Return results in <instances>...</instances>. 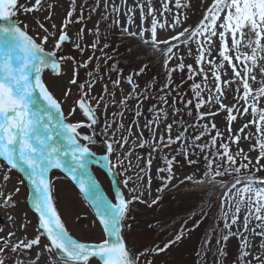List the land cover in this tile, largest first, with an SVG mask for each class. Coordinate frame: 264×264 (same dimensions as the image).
Here are the masks:
<instances>
[{
	"label": "snow or ice",
	"instance_id": "6c2138e0",
	"mask_svg": "<svg viewBox=\"0 0 264 264\" xmlns=\"http://www.w3.org/2000/svg\"><path fill=\"white\" fill-rule=\"evenodd\" d=\"M159 3L161 7L158 9L153 7L152 0H132L131 5L128 0H120L119 3L117 0H103V4L100 0H93L88 6L89 15L85 17V5L81 4L77 10L76 0H72L64 20L57 28L54 23L46 26V22L52 18L51 9L54 6L48 4V8L44 9V0H34L31 6L20 4L19 0H0V161H2L0 171L4 172L2 176L4 182L10 179L8 173L12 170H18L27 177L31 191L29 199L34 211L39 214V229L43 230L42 232L38 230L34 238L27 240L21 238L13 240L16 234L11 231L0 236V264H5L6 251L18 253L41 246L42 236L48 241L43 245L44 251L54 257L51 264H89L91 258L98 259L100 264H139L137 254L131 251V247L125 241L124 229L131 226H126L124 222L132 203H148L142 199L143 191L138 193L134 187L131 189L133 193L131 199L118 192L115 202H112L105 198L89 171L93 165L103 164L117 179V183L120 182L118 177L122 173L125 176L123 180L125 186L133 180L132 176L127 175L132 168L130 157L133 149L129 146V150L124 151L125 146L129 144L128 138L133 135L131 125L124 129L123 123L115 119L117 116L122 117L123 112L112 114V123L116 124L113 131L124 129L127 135L108 143L100 160H97L88 146L93 142V137L80 131L82 128L92 129L98 123L97 110L102 103L106 113L109 103L105 96H108L113 104L116 103L115 92L109 93L107 84L102 86L99 97L91 96L95 84L102 79L99 75V66L88 72L90 79L86 86L78 83L80 69H88L93 63L94 54L97 51L103 52L104 48L108 47L107 44L100 45L99 23L95 25L94 30L88 29V34L94 37L91 44L84 43L86 28L84 21L86 18L90 20L91 13L94 12H100L102 20L110 18L112 26L120 28L122 36L139 40L163 57L161 67L164 69L165 80L158 88L163 93L159 101L167 105L168 94L176 91L181 97L179 102L189 109L187 113L189 116L192 115V108L197 110L195 117L197 123L194 126L203 129L190 144L179 133L173 138V123L179 124L174 116L173 123H166L164 134L157 137L156 128L162 121L168 119V112L153 105L150 108L153 118L147 120L143 128H140L138 118L142 113L137 108L134 113L137 117L134 123L140 129L136 134V140L139 141L137 146L148 147L151 151L144 160V168L139 169L143 175L137 174L136 178L141 181L145 179L148 175L146 170L152 166V153L158 152L161 147L168 148L174 143L183 142L192 148L193 152L196 149L201 152L208 149L211 158L205 157L207 169L204 180L199 182L203 183L206 180L208 183L217 184L221 190L226 189L220 198L221 216L218 219L223 220L224 228L217 239L215 264H221L220 257L227 256L224 249L230 237H236L239 241L237 258L239 264H264V255L253 254L249 240V235L260 237L259 247L264 249V193L254 192L249 185L237 187L241 183L239 178L230 184L215 180L217 176L250 170V166L257 172L264 168V164L261 163L264 161V0H212L195 27L184 28L183 31L163 40L158 37V29L167 26L174 30L182 25L181 10L188 8L189 5L182 3L181 0H159ZM201 4L203 6L204 0H201ZM173 8L176 12L171 23H168L166 17L163 22L157 19L158 13L160 15L172 13ZM137 9L140 13L139 23L135 20ZM41 10H46L48 14L43 17V22L41 19L36 20L38 30L35 35L29 34L27 25L21 27L19 22L13 19L20 11L29 14ZM121 16L125 20L123 25L120 23ZM186 19L185 16L184 20ZM73 24L83 26L70 36L68 30ZM130 25L136 30H130ZM49 41H52V46L46 48ZM190 44H195L197 50L195 68L192 65L186 66L183 58L177 55L180 45H184L187 54L191 55ZM66 45L73 48L76 55L63 54V47ZM85 52H90L91 55L84 58ZM173 61L178 63L173 64ZM45 69L50 70L57 78L67 75V70L71 71L61 99H57L49 85L45 83L43 79ZM186 69L187 80L192 81L190 85L192 99L185 101L184 94L178 92L181 85L176 84L173 87V73H185ZM115 71L117 78L112 80L109 76V80L113 88L119 89L121 73L118 69ZM143 71L142 67L134 75L139 76ZM209 73L212 76L211 86ZM257 75L261 77L259 81ZM196 77L201 78L200 83L196 82ZM124 80L131 91L119 101L122 106L132 99L139 104L143 102L141 97L154 98L150 97V94H145L148 89H140L139 84L134 81L133 74L127 75ZM253 84L259 86L253 89ZM72 86L78 89L79 95L73 101L75 106L70 109L69 114H74L78 109L85 120L68 123L63 113L62 102L72 96ZM153 86L155 87V80ZM226 89L233 90V100L236 104L224 103L227 99L224 95ZM205 93L207 99L204 98ZM92 100H95V106ZM176 102L172 101L173 104ZM206 104L209 106L208 110L200 111ZM171 111L179 113L180 109L173 107ZM220 112L225 114L228 133L226 137L212 120L205 124L199 123L209 117L215 118ZM244 115H249L252 119L243 123L237 130H233L232 123L238 116ZM209 124L215 132L214 135L209 131ZM252 125L256 126V133H245L244 130ZM108 127L106 123V130ZM143 129L149 131L147 139L144 137ZM205 135L210 137L208 143H196L202 141ZM242 139L245 142L255 140L248 149L249 152H257L255 160L240 146ZM230 144L236 145L235 152L231 150ZM117 150L121 151L123 158L117 156L116 162L113 163L111 155ZM182 152L187 158V148L182 149ZM125 160L128 161V167H125ZM174 163V157L166 159V166L158 169L160 173H167L162 178L163 184L157 189L158 192H162L172 179ZM53 169L66 173L94 209L105 234V238L99 243L79 242L66 230L53 201L52 181L49 176ZM20 183L23 184L24 181L21 180ZM14 191L18 193L20 189L16 188ZM158 199L159 197L151 204L157 203ZM151 204L148 206L151 207ZM0 206L14 208L16 201L13 199V193L5 195L0 190ZM241 206L244 209V216L242 222L238 224V221H241ZM253 222L254 226L249 227ZM233 226H236L235 231L232 230ZM25 227L26 225H21V228ZM182 238V234H178L164 247L144 249L139 252V257L146 258L149 255L163 253ZM209 244L210 239H206L205 250L202 253L198 252L197 255L206 257L207 252L211 251ZM39 258L38 253L35 261ZM35 261L32 264H35ZM16 264L25 262L17 259ZM146 264H152V261L147 260Z\"/></svg>",
	"mask_w": 264,
	"mask_h": 264
},
{
	"label": "rangeland",
	"instance_id": "374dc122",
	"mask_svg": "<svg viewBox=\"0 0 264 264\" xmlns=\"http://www.w3.org/2000/svg\"><path fill=\"white\" fill-rule=\"evenodd\" d=\"M19 2L20 4L31 6V4L34 3V0H19ZM71 2L72 0H44V9L48 8V4H52L54 6L51 9L52 18L46 22V26L54 23L57 25V28H59L61 22L65 18L66 12L69 9ZM119 2L120 0H117V3ZM181 2L185 3L183 0H181ZM211 2L212 0H209L207 3H204L203 6L201 4L197 7L189 5L188 8L182 9V25L177 26L174 30L168 28L167 26L164 29H158V37L161 40L168 39L171 36L183 31L184 28L189 26L195 27L198 21L204 15L206 6L211 4ZM92 3L93 0H76L77 10H79L81 4H84L85 17H87L89 15L88 6ZM100 3L103 4V0H100ZM128 3L131 5L132 0H128ZM186 4L188 3L186 2ZM152 5L158 9L161 7L159 0H152ZM175 12L176 9L173 8L172 13H163V15L158 13L157 19L163 22L166 17L168 23H171ZM47 14L48 12L46 10L29 14H25L20 11L13 19L18 21L21 27L27 25L29 34L35 35L38 30L36 26V20L41 19L43 22V17ZM139 15L140 13L137 9L135 17L136 23L140 22ZM185 16L187 17L186 20H184ZM97 23H99L100 28V45L103 46L107 44L108 47L104 48L103 52L97 51L94 54L93 63L89 65L88 69H80L78 83L85 84L86 86V82L90 79L88 72L93 71L96 66H99V75L102 77V79H99L95 84L91 96L99 97V95L102 93V86L107 84L108 92H115L114 99L116 103L113 104L109 100V97L105 96V100L108 101L109 106L106 110V113L104 111L103 103L101 104L100 109L97 110V125H95L92 129H80L82 133L93 137V142L88 145L90 150L93 154H95L97 160H100L105 154L107 144L112 142L113 139H119L122 135L126 136L127 133L124 131V129H127L131 125V131L133 135L128 138L129 144L125 146L124 151L127 152L129 150V146H131L133 149L132 155L130 157L132 168L127 173L128 176L133 177V180H130L127 186H125L123 184V180L125 179L124 174L122 173L118 177V180L120 181L119 185L122 188L125 197L131 199L133 195L131 189L135 187L138 193L143 191L144 195L142 199L148 202L147 204L144 203L145 205L151 204L153 200H156L157 197H159L157 203L161 204L159 205V208H161L163 206L164 199L168 197L166 195H173L174 199L179 198L183 194L194 195L191 204H194L195 207L190 213L192 216L195 215L194 218L189 216V214L185 215L184 217L178 215L177 218L173 220H170V218L167 219L168 217H166L160 223L158 221L156 223L153 221L157 217L147 218V216L144 215V208L140 205H137L139 202L132 203L130 205V209L132 210H130L128 213V215H131L130 220L132 222L126 224V226L130 225V228L125 227L124 229V231L127 230L128 233V240L125 241L129 246H132L131 251L137 254L139 258V264H146L147 260H151L152 264H215V259L217 256L216 244L220 233L219 224L218 228H216L215 224L218 222L219 216L215 218V216L212 215L213 206L209 205H207L206 208V222L202 219L205 216L203 217L201 214L203 212L202 206L207 204L209 197L214 193L213 191L210 192L207 196L206 202H203L204 200L202 201V191L208 188L216 187L217 184L208 183L206 180L203 183L199 182L204 180V173L207 169L205 157L207 156L209 159L211 158V153L209 150L206 149L205 151L201 152L199 149H196L195 152H193L192 148L188 147V145L183 142L179 144L174 143L168 148L161 147L158 152L152 153V166L150 169L146 170L148 175L145 176V179L141 181L136 178L137 174L143 175V173L139 172V169L144 168V160L148 158V153L151 151V149L148 147L141 148L137 146L139 141L136 140V134L140 130L134 123L137 120V117L134 115V113L137 111V108L142 113V115L138 118L140 128H143V125L147 120L153 118V115L150 111V108L153 105L164 108L168 112V119L166 121H162L159 127L156 128L157 137H159L161 134H164L165 124L173 123V117L175 116V120L178 121L179 124L173 123L172 137L175 138L179 133L184 138V140L188 142V144L194 140L195 136L199 135L203 131L202 128L194 126L197 123L195 119L197 110L192 108V115L189 116L187 114L189 109L185 107L184 104L179 102L181 97L176 91L170 92L168 94L169 103L167 105H164L159 101V97L162 96L163 93L160 92L158 88L163 84L161 79H165L164 69L161 67L163 57L161 56L156 59L155 62L151 63L148 68H145L139 76H135L134 74L139 70H136V68L133 66H129L131 58H134L138 52H150V54L147 56L142 55L140 58L137 57L135 60V63H137L141 58L144 59L145 57L151 55L156 56L158 53H155L150 46L143 44L137 39L128 36H122L120 28L112 26L110 18L108 20L101 19L100 12L91 13V19L89 20L86 18L84 21V25H86L84 35L85 44H91L93 41L94 37L88 34V29L94 30ZM120 23L122 25L125 23L123 16L120 17ZM81 26L83 25H71L68 30L69 35L72 36L79 30ZM145 26L148 25L145 24ZM129 29L136 30L132 25L129 26ZM127 39H132V41L126 43ZM128 43L129 47H127ZM51 46L52 41H49V44L46 46V48H51ZM145 46L147 48H145ZM189 47L192 49L191 55L187 54V49L184 45L179 46L177 55L183 58V63L186 66L192 65L195 68L197 67L195 63V57L197 55L196 46L195 44H190ZM63 54L76 55V52L73 48H70L66 45L63 47ZM89 55H91L90 52H85L84 58H87ZM213 55H215V53H213ZM175 63H178V61H173V64ZM117 69L121 73V85L119 89L113 88L111 81L109 80V76H111L112 80L117 78V73L115 71ZM129 74H133L134 81L135 83L139 84L140 89H148V92L145 94H150V97L154 98L143 99V97H141L143 102L139 104L135 99H132L129 100L126 105L122 106L119 101H121L131 91L129 85L124 80V78ZM70 76V70H67V75H63L60 78L54 76L48 69H45L43 72V79L45 83L49 85L50 90L57 99H61L63 96L64 89L67 86ZM211 79L212 76L211 73H209L210 86ZM260 79V75H257V81ZM154 80L155 87L153 86ZM173 81V87H175L176 84L181 85L178 92L184 94L183 99L185 101L192 99V92L190 89L192 81L187 80V69L185 70V73H173ZM196 82L200 83L201 78L196 77ZM258 86V84H253V89L257 88ZM85 90H87V87H85ZM233 94V90L226 89L224 95L227 97V99L224 100V103L229 105L236 104V101L233 100ZM78 95V89L75 86H72V96L62 102L63 113L65 117H67L68 123H75L85 120V117L78 109L74 114H69L70 109L75 106L73 101ZM204 98H208L207 93H205ZM174 100L177 101L175 104L172 103ZM92 104L95 106V100H92ZM173 107L180 109V112L173 113L171 111ZM208 107L209 106L206 104L202 109H200V111H207ZM237 107H239V105H237ZM212 110L215 111V108ZM114 112H123L122 117L117 116L115 119L118 122H122L124 125V129H120L115 132L113 129L116 128V124L112 123V114ZM251 119L252 117L249 115H244L243 117L238 116L237 120L232 123L233 130H237L243 125V123ZM209 120H212L217 125V128L222 133H224L225 137L228 135L226 131L227 125L225 122V114L223 112H220L215 118L209 117L207 120L199 121V123L205 124L208 123ZM106 123L109 125L107 130L105 128ZM209 131L212 135L215 134V132L211 129L210 124ZM244 131L245 133H256V126L252 125L250 128L245 129ZM143 132L144 137L147 139L149 137L148 129H143ZM241 136H243V133H241ZM209 141L210 137L205 135L202 141H196V143H208ZM251 143H255V140L250 139L249 141L245 142L242 139L240 146L244 148L245 152L250 155L253 160H255L257 152L248 151L249 145ZM219 144L220 141L218 140L217 147H219ZM185 148H187V158L182 152V149ZM230 148L233 152L236 151L235 144H230ZM117 156H121V158H123L121 151L117 150L113 152L111 155V160L113 163L116 162ZM138 157L143 159H137ZM173 157L175 158V163L172 168V179L170 182H168L167 187L164 188L162 192H158L157 189L162 187L163 184L162 178L167 175V173H160L158 169L165 167L166 159H171ZM189 160L195 162L189 163ZM0 163H2V161H0ZM261 163L264 164V161ZM124 164L125 167H128L127 160H125ZM213 168H215V165H213ZM90 169L99 186L110 196L113 201H115L112 184L105 171L97 165H93ZM220 170L223 171V168ZM3 175L4 172L0 171V190H2L5 195L13 193V199L16 201V206L14 208L0 206V229L3 230L0 231V236H4L11 231L16 234L15 237H13V240L16 238L25 240L34 238L38 234V230H41L38 226L37 216L28 205L31 191L27 178L22 172L18 170H12L10 173H8L10 179L7 182L3 181ZM189 177L191 178L190 180L188 179ZM237 178L241 180V183L238 184L237 187L242 188L245 185H249L253 189L258 184H264V168L257 172L250 166V170H241L240 173L217 176L215 177V180L223 181L225 184H230ZM21 180L24 181L23 184L20 183ZM51 181L53 201L61 221L63 222L68 233L78 241L85 243H99L102 239H104L105 234L102 231L94 210L87 203L75 184L60 171H53L51 173ZM16 188L20 189L18 193L14 191ZM255 189L257 190L256 187L253 190L255 191ZM224 190L226 191V189ZM233 191H235V189H233ZM225 207L227 210V205ZM243 216L244 209L243 206H241V221H238V224L242 222ZM9 217H11V219ZM187 217H190L189 221L186 222L184 226H179L178 224ZM150 222L152 223L149 224ZM22 224L26 225V227L21 228ZM232 230L235 231L236 226H233ZM178 234H182L183 238L178 243L172 244L171 247L167 249V251L157 255H149L146 258L139 257L140 251H143L147 248H154L155 246L164 247L165 244L173 240ZM253 236L254 235H249V240L251 242L254 254L253 243L251 241ZM206 239H210V244L208 247L211 248V251L207 252L206 257L203 255L198 256V252L202 253L205 250ZM47 243L48 241L46 238L42 236L41 246L34 247L32 250H25L24 252L18 253L6 251L4 254L5 264H16L17 259L24 261L25 264H32V262L35 261L38 253L40 254V258L38 261H35V264H51V261L54 259V257L45 252L43 249V245ZM224 250L227 252V256L220 257L221 264H239L237 259L239 255V241L236 237L229 238ZM89 264H100V262L96 258H91Z\"/></svg>",
	"mask_w": 264,
	"mask_h": 264
},
{
	"label": "trees",
	"instance_id": "16d2710c",
	"mask_svg": "<svg viewBox=\"0 0 264 264\" xmlns=\"http://www.w3.org/2000/svg\"><path fill=\"white\" fill-rule=\"evenodd\" d=\"M132 39H127V42H131ZM127 47H129V43L127 45ZM145 48H147L145 46ZM150 52L146 51V52H138L134 58H131V62L129 63V66H133L134 68H136V70H140L142 67L148 68L150 66L151 63L155 62L156 59H158L159 57H161L159 54L154 56H148L145 57L144 59H140L137 63H135V60L137 57H142V55H149ZM165 79H161L162 82H164ZM214 192L213 195H211L208 199V202L205 206H202V214L201 216H205L203 219V221L206 222V208L207 205L209 206H213V213L212 215L215 216V218L217 216H221V212H220V198L224 195L225 190H221L220 187L217 185L216 187L213 188H208L206 190H203V197H202V201L206 202L207 200V196L210 192ZM168 197H166L163 201V206L161 208H159V205H161L160 203H155L152 204L151 207H149L148 205H145L144 203L140 204L138 203L137 205L143 207L144 209V215L147 216V218L150 217H157L156 219H154L153 221H155V223L158 221L159 223L166 217H168L167 219L170 218V220L176 219L178 215H181V217H184L185 215L192 216V214H190L193 210V208L195 207L194 204L192 205V201H193V196L194 195H181L179 198L174 199L173 195H166ZM206 197V198H205ZM180 204V205H179ZM133 208V207H131ZM132 210V209H130ZM205 210V211H204ZM211 215V218H212ZM194 216H192V218H194ZM131 215L127 216V219L125 220V225L127 223H131L132 221L130 220ZM190 219V217H187L186 219H184L183 221H181L178 225L179 226H184L186 224V222H188ZM166 220V219H165ZM152 222H150L149 224H151ZM215 224V223H214ZM218 224H219V231L221 232V230L224 228V222L222 219H218V222L215 224L216 228H218ZM178 226V227H179ZM176 227V226H175ZM202 230V228H201ZM206 234V231H205ZM220 235V233H219ZM124 237L125 240H128V233L127 230L124 231ZM130 247H132L130 245Z\"/></svg>",
	"mask_w": 264,
	"mask_h": 264
},
{
	"label": "bare ground",
	"instance_id": "6f19581e",
	"mask_svg": "<svg viewBox=\"0 0 264 264\" xmlns=\"http://www.w3.org/2000/svg\"><path fill=\"white\" fill-rule=\"evenodd\" d=\"M185 1V3L187 2L188 5H191V6H194V7H197L198 5L201 4V0H183ZM209 0H204V3H207ZM202 5V4H201ZM243 43V42H242ZM243 51V49H242ZM93 175V174H92ZM94 177V176H93ZM95 178V177H94ZM75 184V183H74ZM76 186V185H75ZM78 188V186H76ZM257 188V190L255 189L254 192H260V193H264V184H258L255 186ZM254 187V188H255ZM253 188V189H254ZM100 191L105 195V193L103 192V190L99 187ZM79 190V188H78ZM108 195V194H107ZM84 197V196H83ZM87 201V200H86ZM87 203L89 204V202L87 201ZM90 205V204H89ZM91 206V205H90ZM92 207V206H91ZM93 209V208H92ZM94 210V209H93ZM95 212V211H94ZM255 224V222H253V224H250V227H253ZM258 231V229H257ZM252 243H253V248H254V254H261V255H264V249H260V243H261V238L260 237H257V236H253L252 237Z\"/></svg>",
	"mask_w": 264,
	"mask_h": 264
},
{
	"label": "water",
	"instance_id": "95a60500",
	"mask_svg": "<svg viewBox=\"0 0 264 264\" xmlns=\"http://www.w3.org/2000/svg\"><path fill=\"white\" fill-rule=\"evenodd\" d=\"M97 120H98V116H97ZM96 125H97V124H96ZM100 168H101L102 170L105 171V173L108 175V177H109V179H110V181H111L112 189H113V193H114V197L116 196V194H117L118 192H121V193L124 195V192H123L122 188L120 187L119 183H117V179L113 177L112 173H110V172L108 171L107 167H106V166H103V164H101V165H100ZM53 171H60V172H62L65 176H67L66 173H64L63 171L58 170V169H53V170L49 173L50 178H51V173H52ZM89 171H90V173L92 174L91 169H89ZM92 176H93V175H92ZM26 178H27V177H26ZM93 178H94V177H93ZM94 179H95V178H94ZM72 182H73V181H72ZM73 183H74V182H73ZM75 185H76V184H75ZM98 185H99V184H98ZM76 186H77V185H76ZM99 187H100V186H99ZM100 188H101V187H100ZM101 189H102V188H101ZM102 190H103V189H102ZM103 192L105 193L104 190H103ZM30 195H31V194H30ZM105 198L111 200L112 202H115V201H113V200L110 198L109 195H107V193H105ZM28 205H29L30 209L36 214L37 219H38V226H39V214L36 213V212L34 211L30 199H29V201H28ZM40 230H41V232L43 231L42 229H40ZM73 238H74V237H73ZM74 239H76V238H74ZM76 240H77V239H76ZM77 241H78V240H77ZM79 242H81V241H79ZM82 243H85V242H82Z\"/></svg>",
	"mask_w": 264,
	"mask_h": 264
}]
</instances>
